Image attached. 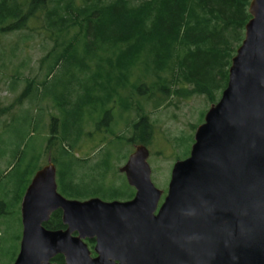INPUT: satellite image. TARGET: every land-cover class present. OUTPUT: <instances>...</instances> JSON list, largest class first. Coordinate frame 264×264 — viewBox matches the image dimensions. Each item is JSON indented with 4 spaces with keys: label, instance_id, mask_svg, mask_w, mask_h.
Returning <instances> with one entry per match:
<instances>
[{
    "label": "water",
    "instance_id": "95a60500",
    "mask_svg": "<svg viewBox=\"0 0 264 264\" xmlns=\"http://www.w3.org/2000/svg\"><path fill=\"white\" fill-rule=\"evenodd\" d=\"M247 11L226 85L173 163L162 201L143 143L119 166L134 189L122 201L63 197L48 157L22 195L11 264H56V255L63 264H264V0ZM56 210L64 227L46 228Z\"/></svg>",
    "mask_w": 264,
    "mask_h": 264
},
{
    "label": "trees",
    "instance_id": "16d2710c",
    "mask_svg": "<svg viewBox=\"0 0 264 264\" xmlns=\"http://www.w3.org/2000/svg\"><path fill=\"white\" fill-rule=\"evenodd\" d=\"M248 4L249 0H0V33L19 29L43 33L52 42V48L42 59V62H51L48 73L61 62H72L80 73L71 84L78 93H83L81 106L92 107V115L103 110L106 119H110L114 106L111 103H118L121 112L129 110L131 93L126 89L142 95L161 80L178 81L172 77L174 71L192 83L190 93L204 95L210 103L214 102L215 91L220 94L226 85L231 57L250 17ZM163 72H169V80L161 76ZM150 76L157 80L148 86L145 80ZM181 91L189 94L184 89ZM28 93L23 92L21 97L27 98ZM78 108L77 121L81 117ZM137 109L143 112L141 106ZM52 120L46 146L51 149L54 144L58 145L57 154L48 157L55 168L56 163L61 167L59 174L56 169L61 187L69 193H79L82 187L77 180L90 177L92 184L97 185L96 192L115 193L116 188L100 186L103 179L95 178L96 174L101 172L102 177L108 171V155L99 162L98 168L95 167L98 163L91 166L90 174L73 172L76 161L84 167L89 160L85 154L76 157L74 153H80L74 148L82 150L78 146L80 138L83 134L89 137L95 131L84 132L77 122L73 128L61 123L59 131L54 126L58 120L55 117ZM98 124L113 132L111 125ZM126 127L132 128V135L126 138L128 142L145 144L153 132L145 114ZM114 139L124 140L121 135ZM104 143L101 140L99 144ZM10 157V168L2 170L0 179L5 172L19 166L24 181L38 168L34 148L26 152L15 146ZM0 196V205L11 197L10 184L0 188ZM44 226L63 228L60 210L52 212ZM52 260L63 264L61 255Z\"/></svg>",
    "mask_w": 264,
    "mask_h": 264
},
{
    "label": "rangeland",
    "instance_id": "374dc122",
    "mask_svg": "<svg viewBox=\"0 0 264 264\" xmlns=\"http://www.w3.org/2000/svg\"><path fill=\"white\" fill-rule=\"evenodd\" d=\"M51 48L52 42L37 30L19 29L0 33V109L6 110L0 112V174L5 168L9 170L8 161L15 146L19 151L30 152L32 148L36 149L38 168L47 162L49 154L51 157L57 154V143L51 149L46 146L47 136L53 125L52 119L55 117L58 120L54 124L56 130L60 129L61 123L73 128L71 126L77 122L84 132L95 131L89 137L83 134L80 138L78 146L82 150L74 148L80 153H74L76 157L85 154L89 159L84 167L79 164L80 161H76L75 166H72L74 174L92 173L91 166L98 163L95 165L98 168L99 162L108 155V171L102 177L101 172L96 174L95 178L103 179L100 186L116 188L115 193L107 194L105 190L96 192L97 185L92 184V179L88 177L77 180L82 187L79 193H69L61 187L56 174L57 191L67 199L97 197L103 201L127 200L133 196L134 189L129 187L125 176L119 172V166L125 162L138 142L126 140L132 135V128L127 129L126 126L137 120L140 114H145L153 126L149 141L144 144L148 149L147 162L151 169V181L163 191L159 200L161 202L167 190L173 163L189 154L195 128L203 121L211 103L204 95L190 93L192 83L174 71L172 77L178 81L161 80L157 85L148 87L142 95L126 89L131 93L128 98L131 106L127 112H121L118 103H111L114 106L110 110V119H106L103 110L92 115V107H82L80 104L83 93H78L76 86L71 84L75 75H80L72 62H61L48 73L51 62H42V59ZM161 76L170 79L169 72H163ZM152 80L157 79L150 76L145 84L148 85ZM183 89L189 94H184L181 91ZM25 91L29 92L28 97L22 98ZM218 93V90L214 93V102L220 96ZM138 105L143 112L137 109ZM78 107L81 117L77 121L75 114L79 112ZM109 107L110 105L107 106ZM98 123L111 125L113 132L108 129L106 131L107 126ZM117 135L123 136L124 140H115ZM101 140H105V143L99 144ZM56 169L59 174L61 167L57 163ZM20 170L19 166L15 167L9 173L5 172L4 176L1 175L0 179V188L9 184L11 188V197L0 205V264H11L19 248L22 229L20 202L25 186L29 183V176L24 181L21 179Z\"/></svg>",
    "mask_w": 264,
    "mask_h": 264
},
{
    "label": "flooded vegetation",
    "instance_id": "af4514ba",
    "mask_svg": "<svg viewBox=\"0 0 264 264\" xmlns=\"http://www.w3.org/2000/svg\"><path fill=\"white\" fill-rule=\"evenodd\" d=\"M84 241L87 244L88 249L91 251V255H95L93 250H92L93 244H94V240L93 239H85ZM90 241H91V244L89 243Z\"/></svg>",
    "mask_w": 264,
    "mask_h": 264
}]
</instances>
